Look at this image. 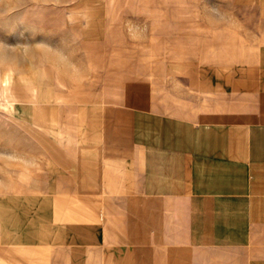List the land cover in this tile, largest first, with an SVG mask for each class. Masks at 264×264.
Segmentation results:
<instances>
[{"label": "crops", "instance_id": "obj_1", "mask_svg": "<svg viewBox=\"0 0 264 264\" xmlns=\"http://www.w3.org/2000/svg\"><path fill=\"white\" fill-rule=\"evenodd\" d=\"M12 9L34 56L49 41L52 56L70 53L54 41L102 54L121 33L109 0H7ZM198 21L183 36L195 48L165 53L163 83L150 59L128 67L131 78L117 69L115 90L90 59L69 60L68 77L36 64L35 93L18 103L36 146L0 147V264H264V16L256 46L234 19Z\"/></svg>", "mask_w": 264, "mask_h": 264}, {"label": "rangeland", "instance_id": "obj_2", "mask_svg": "<svg viewBox=\"0 0 264 264\" xmlns=\"http://www.w3.org/2000/svg\"><path fill=\"white\" fill-rule=\"evenodd\" d=\"M193 1L195 2V0ZM263 3L264 0H220V4H178L173 0L172 4H152L151 8H145L142 4H134L133 0H109V28L121 33L111 34L110 39L104 40L102 54L98 50L92 53L93 51H87L85 48L81 51L74 50L72 49V42L69 41H54V44L57 45V47L55 45V49L70 53L69 57L67 55L57 56L56 54L52 56L53 46L52 42L49 41L44 42V56L41 57L34 56L35 52L32 51V48L36 46L35 41L16 40L20 34V26L15 24L20 16L19 10H7V0H0V147L6 145L26 146L29 149L36 146L37 139H39L37 127L18 114L20 111L18 103L22 102L21 98L29 100L35 93L36 88L33 80L37 77L36 64H43L38 68L40 75H52V71L47 65L56 64V68H59V65L64 67L62 71L68 77L73 75L68 71L70 61L90 59L91 62L100 66L98 76L111 83V89L115 90V76L118 74L115 71L117 69L119 72L123 69L124 79L131 78L134 75H139V73L128 71L131 69L128 67L138 63L144 64V61L147 64V60L150 59L156 65V81L163 83L165 78L162 72V64L165 59H170L169 50L171 49V55L174 58V56L178 57L180 48L196 47L197 41H187L183 39V36L188 35L189 38L192 35L196 36L200 18L209 20L234 19L237 34L241 35V39L247 38L256 46L257 40H259L256 34L260 18L264 16ZM139 5L141 7L136 8ZM31 11L34 16L35 10ZM43 12L45 16L50 12V9L45 8ZM132 13L145 14V16L139 18ZM148 15L153 17L151 24L146 18ZM166 19L173 23L169 28L163 24ZM34 27V25H23L24 36L32 37ZM49 27L45 25V30ZM49 36L51 35L49 34ZM7 37H11L13 40L7 41ZM139 38L145 40L139 41ZM238 43L240 42L237 41V46H239ZM136 46L137 49H135ZM7 48L8 51L11 50V55L7 56ZM104 50H106V55H104ZM45 52L48 55H45ZM55 52L60 51L55 50ZM168 52L169 55L165 56V53ZM131 53L152 55L143 60L144 57H133ZM57 72L55 73L57 74ZM173 79L175 78L172 76L171 80ZM5 80L9 83L8 90L7 83L4 84ZM14 150H20V148ZM3 155L0 153V161L4 160ZM12 156L17 159L13 158V161L8 159V162L12 163L7 162V167L18 164L14 160L19 161L20 152H13Z\"/></svg>", "mask_w": 264, "mask_h": 264}, {"label": "bare ground", "instance_id": "obj_3", "mask_svg": "<svg viewBox=\"0 0 264 264\" xmlns=\"http://www.w3.org/2000/svg\"><path fill=\"white\" fill-rule=\"evenodd\" d=\"M6 83H7V80H5L4 84H6Z\"/></svg>", "mask_w": 264, "mask_h": 264}]
</instances>
